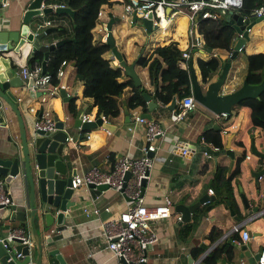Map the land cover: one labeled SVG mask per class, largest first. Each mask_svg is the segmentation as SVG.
I'll return each mask as SVG.
<instances>
[{"label": "crops", "instance_id": "1", "mask_svg": "<svg viewBox=\"0 0 264 264\" xmlns=\"http://www.w3.org/2000/svg\"><path fill=\"white\" fill-rule=\"evenodd\" d=\"M27 1L7 0L6 5L0 6V27L4 28L6 24L12 27L17 25ZM60 1V3H70L69 0ZM123 2L124 0H109V3L97 5L92 24L87 30L86 43L96 48L98 46L95 45L104 42L102 30L106 33L104 25L109 18L107 14L110 13L111 16L117 17L110 25L113 44L126 63L134 62L133 69L139 79L140 86L134 87L132 80L124 75L109 47L105 49L98 47L102 50L98 51L97 56L105 59L109 68L118 69V74L114 79L116 82L123 83V86L117 95H110L114 99V107L110 108L112 114L101 115L100 125H95L85 131H79L75 128L68 134L72 139V141H68V145L73 154V162L72 164L68 163L67 167L68 169L74 168L76 173H80L93 165L105 171L110 169L115 159L123 154L132 157L138 156L140 147L144 144V126L134 122L133 118L136 115L148 113L150 118L139 117L156 120L165 127V130L162 136H158L154 140L156 149L149 155L153 157V163L149 169V178L145 180L142 190L144 203L145 205L159 204L166 196L170 199L172 207L169 217L150 223L158 240L147 249L145 264H245V257H239L240 250L236 246L244 244L247 250L254 252L264 243V174L258 178L254 176V172L261 167V162L250 151L251 145L258 151H264V124L255 123L251 118L254 101L259 99L264 103V91L259 94L257 99L247 98L233 105L228 116L225 117L217 116V114L196 103L183 120L167 126L171 111L167 106L173 97L175 100L179 98L173 94L172 98L164 104L155 97V89L160 91L162 88V79L166 74L167 64L154 50L156 47L171 41L176 43L179 51L186 46L189 39L186 33L189 25L186 15L177 13L165 28L158 29V31H153L151 28L147 31L144 25H141L142 28L131 25L139 21L136 18L133 21L132 15H122ZM87 3V0L75 1L69 6L83 14V11L89 7V5L85 6ZM98 11L100 12L99 15H97ZM47 15H43L39 19L38 22L41 24L39 28L48 26L45 25L46 21H50ZM246 18L253 24L249 27L247 39L237 51L236 56L230 61L225 77L224 92L238 87L242 79L249 74V71H251V79H257L256 81L262 76L264 63L259 66L260 68H257V66L249 67V62L256 64L253 56L256 58L263 56L264 58V18L256 20L253 15ZM59 24L69 33H73L74 24L67 15L59 18ZM102 24L103 27L101 28ZM49 25L56 26V23L50 21ZM195 31L196 36L193 38L199 41L200 46L190 49L187 60L184 61L179 58L176 61L177 67L185 70L187 74L189 89H191V85L188 60H190V67L196 81L204 88L209 81L215 79L236 40V34L232 28H229L226 37L229 49H208L204 46L196 26ZM57 38H60V35L55 30L46 35L42 42L49 43ZM74 38L84 40V32L82 35L74 34ZM79 44V42L72 44V52L81 51ZM27 48H22L21 52L14 58L16 76H18L19 67L26 65V57L29 55ZM212 53L218 62L217 69L207 82H202L197 60H206L212 56ZM147 58L146 63L141 64V60ZM60 60V58L55 59L54 64L58 65ZM64 60L63 74L56 77L55 83L62 85V88H59L55 94L43 92L45 100L41 103L37 102L40 91L33 90L29 93L26 83L21 79V86H8V90L15 97H20V102H16V104L26 130L31 129L33 118L40 109L48 110L52 117L57 119L74 118L80 111L87 114L90 119L99 116L96 115V106L92 104V101L95 99L106 101L107 98H105L103 90L99 88L102 83L108 80V76L98 78L99 82L95 86L93 82L96 78L94 70H89L91 65L86 62L85 69L90 71L91 76L88 77L89 82L87 80L85 84L84 80L76 77L74 62L70 59ZM50 65L52 64H48V66ZM60 90L65 92V98L60 95ZM143 92L150 100L154 101V108L147 109L146 102L141 95ZM107 97L109 98V94ZM69 101L73 105L72 111L67 108ZM27 106H33V112L28 111ZM4 123L6 124L4 125ZM206 129L216 130L221 142V147L217 151L207 149L210 157H205L202 154L204 147L200 141L201 133ZM78 135L82 136L77 137ZM204 141L214 145L211 141L205 139ZM183 145L189 147V152L186 155H181L178 150V146ZM226 149L232 152L231 156L226 153ZM7 152H20L16 117L8 105L3 112H0V156ZM245 155H248L249 158L244 159ZM236 161L238 171L230 179L235 209L233 210L226 200L210 204L214 194L213 191L208 193L207 189H213L211 183L215 171L222 167L226 170L225 174H228ZM73 190L75 203L65 212V215L68 216L61 225L53 221L45 228V231H42L40 223H38L42 246H44L43 236L49 233L54 238L60 239L58 252L66 264H114L113 257L104 249L98 224L102 219L115 217L124 208L125 197L108 188L96 189L80 186ZM5 192L13 204L25 206L23 222L26 229L24 233H29L26 190L22 191L14 184H10ZM203 194L212 195L213 198L200 204L190 214L189 219L184 221L189 223V227L186 235L181 236L179 230L184 222L175 219V214L180 217V212L175 211L174 205H190ZM240 195L243 196L247 207L243 206ZM104 207H107V211L103 210ZM93 208L99 210L98 215L93 213ZM7 212L8 209L0 207V218L5 216ZM21 222L14 220L9 225L13 228H19ZM235 224L248 232L247 240L241 244H235L231 241V238L239 241L237 232L222 237L231 225ZM51 229H57L58 232L54 233ZM216 232L218 236L211 241L209 234ZM28 239L30 241L28 245L29 255L33 261L35 250L32 240L29 237ZM201 243L206 246L205 249L199 245ZM47 248L50 247L44 246L43 251Z\"/></svg>", "mask_w": 264, "mask_h": 264}, {"label": "water", "instance_id": "2", "mask_svg": "<svg viewBox=\"0 0 264 264\" xmlns=\"http://www.w3.org/2000/svg\"><path fill=\"white\" fill-rule=\"evenodd\" d=\"M52 1L28 0L17 25L12 27L6 24V27H0V97L8 104L16 117L20 141L19 153L7 152L3 156H0V187L5 191L8 185L14 184L22 191L26 190L30 231L29 233L26 232L24 236L32 240L35 250L33 261H31L32 258L29 255L28 245L20 237L14 235L8 241L1 240L13 229V226L10 227L9 225L10 222L14 220L23 221L25 219L26 208L23 204H12L8 208L0 206L1 208L8 209L7 214L0 218V264H66L58 252V245L60 244L58 241L60 239L54 238L49 233L43 236V245L50 248L43 251L44 246L41 244L37 225L40 223L42 231H45V228L53 221L61 225L68 216L65 215V212L75 203L74 190L69 187L70 178L76 172L74 168L68 169L67 167L68 163L72 164L73 162V154L68 145V134L75 128L79 131H85L93 128L95 125L101 124V115L95 119L82 121L83 112L80 111L74 118L65 117L57 119L53 117L55 127L53 132H42L41 130H34L32 127L30 130H26L16 104V98L8 90V86H21V81L15 74L14 58L21 52L22 48L28 47V54L33 53L35 50L40 51L42 53L40 64L42 71H45V63L51 51L67 42L74 41V38L60 37L49 43L42 42V39L46 35L56 30L55 26L50 25L39 28L41 24L38 21L43 15L50 13L64 14L71 19H73L74 15V10L67 5L63 4L62 6L56 5L52 7L50 5ZM107 16L109 18L104 25L106 31L104 43L110 48L124 75L132 80L134 87H139L140 82L133 69L134 62L126 63L113 44L110 25L117 17L111 16L110 13ZM148 16L150 17V14ZM220 17L228 21L233 32L240 34V37L234 41L231 51L224 59L215 79L209 81L204 88L196 81L190 67V60H188L190 93L196 103L202 105L212 113H224L225 116H228L230 108L233 105L243 99H257L259 94L264 91V69L262 76L257 82H249L245 77L238 87L224 92L223 88L226 85L225 77L230 66V61L236 56L237 48L241 47L247 39L246 28H249L253 22L248 21L247 18H243L241 14L235 11H227L225 14L220 15ZM132 19L134 21L135 17L132 16ZM260 19L261 17H256V20ZM141 23L147 31L155 28L151 26L150 19H141ZM29 84L30 81L28 80L25 84L26 87ZM31 91L29 89V93ZM60 95L63 98L66 97L63 90H60ZM141 95L146 102L148 110L155 107L154 101L150 100L144 92ZM174 102L175 98L173 97L167 108L172 109ZM139 116L150 118L148 113L139 114ZM79 136L82 135H78L77 137ZM250 149L251 153L261 162V167L254 172V176L258 178V176L264 174V151H258L253 145H251ZM225 151L228 155H232L230 150L226 149ZM148 155H151V153L149 152ZM128 176L129 173L126 171L123 176L124 180ZM144 183L145 180L141 179V192ZM89 187H93V185L89 184ZM94 187L96 189H105L107 185L97 184ZM240 197L243 206L247 207L243 196L240 195ZM212 198V195L203 194L194 203L190 205L176 204L174 205V209L180 212V221L184 222L189 219L190 214L200 204ZM230 214H232V211H230ZM199 245L203 249L206 248L202 243ZM236 247L240 250L239 257H245V264H257L260 246L254 252L247 250L244 244L237 245Z\"/></svg>", "mask_w": 264, "mask_h": 264}, {"label": "built area", "instance_id": "3", "mask_svg": "<svg viewBox=\"0 0 264 264\" xmlns=\"http://www.w3.org/2000/svg\"><path fill=\"white\" fill-rule=\"evenodd\" d=\"M7 0H0V6L6 5ZM42 5V4H41ZM52 7L56 5L62 6V3H51ZM241 7V0H124L122 15H132L139 21L141 19H150L151 26L163 29L172 20L177 13H184L188 22V29L186 30L189 39L186 46L180 49V58L184 61L189 57V51L192 47H199V41L196 38L195 26L196 19L200 18H215L218 15H223L227 11L238 12ZM167 9V11H165ZM100 12H97L99 15ZM150 14V17L148 16ZM251 15L254 17L264 18V5H259L251 10ZM243 18H246L243 16ZM45 25H49L46 21ZM103 27V24L100 26ZM101 30V29H98ZM249 28H246L248 32ZM194 35V36H193ZM102 37H105V32L102 30ZM236 39L240 34H236ZM241 47L237 48V51ZM214 54L212 53V56ZM65 60H61L54 70V76L59 77L63 74L62 65ZM19 79L23 82L30 81L28 89L38 90L37 102L41 103L45 100V95L42 93L55 94L62 88V85L52 84L50 82L51 76L48 72L42 71L40 63H33L32 65H21L18 69ZM16 102H20V97L17 96ZM196 102L191 94L184 95L178 100H175L174 107L171 109L168 116V125L179 122L185 118L190 112ZM7 103L0 97V112L7 108ZM33 106H27V110L33 112ZM217 116L225 117L224 113H218ZM102 118V116H100ZM87 114H82L81 120H89ZM134 122L143 124L144 144L140 147V154L136 157L127 156L123 154L115 159L113 165L108 170H100L97 166H90L86 170L75 173L70 178L69 187L76 189L80 186L89 187V184L94 186L97 184H106L108 189H111L125 197V206L120 210L115 217L102 219L99 221V234L104 242V249L114 259V264H145L146 251L154 243L157 242L158 237L156 232L151 227L152 221L161 218L169 217L171 213V201L168 197H163L159 204L145 205L142 192L140 191V180H147L149 178V169L153 163V157L148 153H153L156 149L154 140L164 133V126L153 119H146L139 116H134ZM6 123H4L5 125ZM32 129L41 130L42 132H53L54 119L48 110L40 109L39 113L35 114L32 121ZM68 141H72L69 136ZM203 144L202 154L205 157H210L207 149L217 151L219 147L204 141L200 137ZM179 153L186 155L189 152L187 145L178 146ZM249 156L245 155L244 159ZM129 173L127 179L124 180L125 172ZM208 193H212V189H207ZM8 194L0 187V206L9 207L12 205ZM85 212L86 210L83 209ZM103 210L107 211V207ZM93 213L98 215L99 210L93 208ZM175 219L180 220L178 214H175ZM52 232L57 233V229H51ZM237 232L239 234V241L232 239L235 244H241L248 238V232L244 228H239L238 224L231 225L222 237L231 235ZM26 233V232H25ZM24 231L21 228H13L6 236L1 239L8 241L12 236L16 235L22 239L27 245L30 244L28 237L24 236ZM4 244V243H2ZM18 255V254H17ZM257 264H264V243L260 245L259 257Z\"/></svg>", "mask_w": 264, "mask_h": 264}, {"label": "trees", "instance_id": "4", "mask_svg": "<svg viewBox=\"0 0 264 264\" xmlns=\"http://www.w3.org/2000/svg\"><path fill=\"white\" fill-rule=\"evenodd\" d=\"M53 3H60L61 1L53 0ZM75 1H84V0H69V4L72 5V3ZM88 3L85 4L89 5V7L83 11V14L78 12L77 9L72 8L69 6V4H66L67 2H64L62 4L67 5L71 9L74 10L73 19L71 21L73 22L74 26L72 28V31L76 35H82L84 32V40H76L74 38L73 33H69L66 31L60 24H59V18L65 17L64 14H48L47 18L48 20L56 23V30L60 37H69L74 38L73 42H67L61 47H58L56 49H53L48 56V59L45 63V71L48 72L51 76L50 82L52 84L56 83V77L54 76V70L57 66V64H54V60L60 58L61 60L64 59H70L74 62L75 67V75L77 78L84 80L85 84L91 76L90 71L91 69L94 70L95 74V81L94 84L97 86L98 84V78L104 77L105 75L108 76V80L100 85V90H103V94L105 96L106 101H101L100 99H95L92 101V104L96 106V115H106L108 113L112 114V111L110 108L114 107V99L110 97V95L118 94L120 88L123 86V83L116 82L114 77L118 74L117 68H109L107 65V61L105 59L100 58L97 56L98 51L102 49H98V47L102 48H108L106 43L101 42L99 45H95L98 47H91L86 43V37L88 36V27L92 24L93 18L95 16L96 7L99 4L102 3H109V0H87ZM259 5H264V0H241V7L239 9V14L242 16H251V10ZM231 28L228 21H225L223 18L218 15L215 18H200L198 17L196 19V30L199 34H201L204 46L208 49H214V48H220V49H229V43L226 41L227 37V30ZM80 43V52L71 50L72 44ZM69 50V51H68ZM154 52L161 57V59L166 62L167 64V70L166 74L162 79V88L160 91L155 89L154 95L157 97V99L161 103H167L173 96V94H176L178 98L187 95L190 93L189 84L187 80V74L185 70H182L177 67L176 61L180 58V51L178 50L176 43L174 41H171L167 44L158 46L155 48ZM149 58V57H148ZM147 59H142L141 64H145ZM254 62H249V67L257 66V68H260L259 66L263 65L264 58L263 56L256 58L253 56ZM42 60V53L40 51H33V53L29 54L26 57V64L32 65L33 63H41ZM60 60V61H61ZM86 62L91 65L90 68L85 69ZM48 64H52L48 66ZM198 70L200 79L202 82H207L208 79L211 77V75L215 72L218 66L217 59L214 56H210L208 59H198L197 60ZM156 68V67H154ZM251 71H249V74L246 75V78L249 82H257V79H251ZM144 91V90H142ZM140 93V91H139ZM109 94V98L107 95ZM141 96V95H140ZM137 97V96H136ZM144 104V102H143ZM67 108L68 110H73V105L69 101L67 102ZM111 111V112H110ZM251 118L255 123L258 124H264V103L256 100L254 101L253 108L251 110ZM201 136L208 141H211L214 145L221 147V142L219 138V134L216 130L212 129H206L202 131ZM238 171L237 167V161L235 162L233 168L226 173V170L222 167L218 168L214 175H213V181L211 183V186L213 187L212 191L214 194V198L210 202V204H216L222 201H228V204L230 207L234 210L235 204L234 200L232 198V191H231V185H230V179L233 175H235ZM189 223L184 222L180 226V235L184 236L186 235L188 231ZM23 231L26 229L25 223L22 221L20 224V227ZM217 232L214 234H209L210 240L213 241L217 237Z\"/></svg>", "mask_w": 264, "mask_h": 264}, {"label": "rangeland", "instance_id": "5", "mask_svg": "<svg viewBox=\"0 0 264 264\" xmlns=\"http://www.w3.org/2000/svg\"><path fill=\"white\" fill-rule=\"evenodd\" d=\"M130 23H132V22H130ZM133 27H137V28H142V23H141V21H136L135 23H132L131 24ZM158 29L159 28H156V29H152L153 31H158ZM69 51V50H68Z\"/></svg>", "mask_w": 264, "mask_h": 264}]
</instances>
